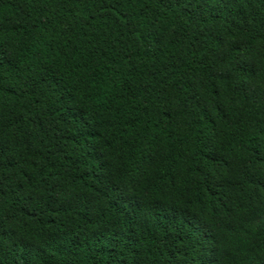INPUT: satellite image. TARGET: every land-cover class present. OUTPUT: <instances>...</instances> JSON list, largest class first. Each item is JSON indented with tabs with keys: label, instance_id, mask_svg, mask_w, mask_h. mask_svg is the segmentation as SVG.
Returning <instances> with one entry per match:
<instances>
[{
	"label": "trees",
	"instance_id": "16d2710c",
	"mask_svg": "<svg viewBox=\"0 0 264 264\" xmlns=\"http://www.w3.org/2000/svg\"><path fill=\"white\" fill-rule=\"evenodd\" d=\"M0 264H264V0H0Z\"/></svg>",
	"mask_w": 264,
	"mask_h": 264
}]
</instances>
